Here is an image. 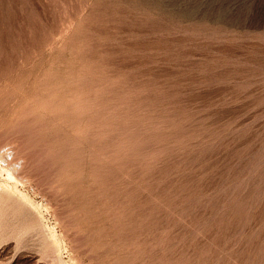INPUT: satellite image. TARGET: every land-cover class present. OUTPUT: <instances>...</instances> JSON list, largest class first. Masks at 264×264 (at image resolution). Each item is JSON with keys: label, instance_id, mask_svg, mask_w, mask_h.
Wrapping results in <instances>:
<instances>
[{"label": "rangeland", "instance_id": "rangeland-1", "mask_svg": "<svg viewBox=\"0 0 264 264\" xmlns=\"http://www.w3.org/2000/svg\"><path fill=\"white\" fill-rule=\"evenodd\" d=\"M8 181L0 263L264 264V0H0Z\"/></svg>", "mask_w": 264, "mask_h": 264}, {"label": "bare ground", "instance_id": "bare-ground-1", "mask_svg": "<svg viewBox=\"0 0 264 264\" xmlns=\"http://www.w3.org/2000/svg\"><path fill=\"white\" fill-rule=\"evenodd\" d=\"M1 172H4V174H6V180H9V181H12V182H15L17 179H16V177H15V175H14V173L12 172V171H10L9 169H7V167H2V169H1ZM9 181H8V183H5V182H0V233L1 232H3L4 230L6 231V227H7V229H8V231H9V226H7V225H10V224H8L7 223V217H8V214L10 213L9 212V210L7 209V208H9L10 207V203H12L13 205H14V203H15V201L14 202H12L13 201V198L15 197H13V194H11V192L9 191V190H7V188L9 187V184L11 183H9ZM13 184V183H12ZM10 186H11V184H10ZM13 187V186H12ZM10 189V188H9ZM14 189V188H13ZM14 191V190H13ZM15 192V191H14ZM16 192H18V191H16ZM15 192V193H16ZM13 193V192H12ZM17 194V193H16ZM15 194V195H16ZM18 195V194H17ZM19 195L20 196H22V198L23 197H25L22 193H20L19 192ZM19 196V197H20ZM16 198V197H15ZM14 198V199H15ZM26 200V199H25ZM19 201V200H18ZM21 201V200H20ZM19 201V202H20ZM21 203H23V202H21ZM20 203V204H21ZM19 204V203H18ZM24 204V203H23ZM17 206V205H16ZM22 206V205H21ZM24 206V205H23ZM33 207V206H32ZM12 209V208H11ZM10 209V210H11ZM13 209H14V207H13ZM16 209V208H15ZM15 209H14V211H15ZM28 209V208H27ZM30 209V208H29ZM31 209H33V208H31ZM31 209H30V212H32L31 211ZM17 211V210H16ZM33 212H34V210H33ZM11 213H12V211H11ZM35 213V212H34ZM37 215V214H36ZM11 216V215H10ZM13 216V215H12ZM11 216V217H12ZM15 216V215H14ZM17 216V215H16ZM15 216V217H16ZM30 218V217H29ZM34 218V217H33ZM10 219V218H9ZM13 219V218H12ZM17 219H19V218H17ZM16 220V219H15ZM33 220V219H32ZM36 220L38 221V219L36 218ZM14 221V220H13ZM12 221V222H13ZM17 221V220H16ZM17 223V222H16ZM32 223V222H31ZM29 224V225H32V224ZM37 223V222H36ZM35 223V224H36ZM40 223V222H39ZM39 223H38V225H39ZM11 225H13L12 223H11ZM18 225V224H17ZM6 226V227H5ZM35 226V225H34ZM3 227H5V229H3V231H2V228ZM19 227V226H18ZM32 227H33V225H32ZM16 228V227H15ZM28 228H29V226H28ZM34 228V227H33ZM37 228H38V226H37ZM23 229V228H22ZM31 229V228H30ZM35 229V228H34ZM12 230V229H11ZM33 230V229H32ZM36 230V229H35ZM13 231V230H12ZM26 231V230H25ZM24 231V232H25ZM15 232V231H14ZM18 232V231H17ZM20 232V231H19ZM31 232V231H30ZM49 232H51V231H49ZM21 233V232H20ZM29 233V232H28ZM27 233V234H28ZM53 233V232H52ZM51 233V234H52ZM7 234V233H6ZM23 234V233H22ZM8 235V234H7ZM3 236V235H2ZM50 236V235H49ZM48 236V237H49ZM8 238H10V237H8ZM54 238V237H53ZM1 239V238H0ZM3 239V238H2ZM4 240V239H3ZM50 240H51V238H50ZM55 246V245H54ZM53 246V247H54ZM8 259V258H7ZM3 260V259H2ZM10 260H12V259H10ZM8 261H9V259H8ZM60 261V260H59ZM1 263H2V261H1ZM0 263V264H1ZM7 263H10L11 264V261L10 262H7ZM13 263V262H12ZM19 263V262H18ZM58 263V262H57ZM2 264H6V263H2ZM20 264V263H19ZM60 264V263H59ZM64 264V263H63Z\"/></svg>", "mask_w": 264, "mask_h": 264}]
</instances>
